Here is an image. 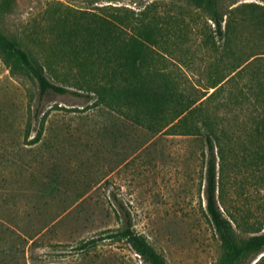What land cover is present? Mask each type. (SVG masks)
<instances>
[{
	"label": "rangeland",
	"instance_id": "rangeland-1",
	"mask_svg": "<svg viewBox=\"0 0 264 264\" xmlns=\"http://www.w3.org/2000/svg\"><path fill=\"white\" fill-rule=\"evenodd\" d=\"M243 2L264 4L238 0L234 6ZM107 4L135 10L154 5L168 14L188 9L178 0H14L0 18V31L40 58L57 13ZM186 10L200 24L206 21L201 12ZM196 23L185 30L188 40L170 43L164 63L190 84L204 78L220 55L200 41ZM80 93H50L37 108L36 83L13 74L0 57V264H146L125 240L108 238L121 229L125 214L167 264H214L221 249L206 213L202 139L163 131L150 136ZM44 114L43 134L33 143ZM217 178L220 210L237 236H249L247 223L264 221L263 166L227 153L218 159ZM262 255L237 264H255Z\"/></svg>",
	"mask_w": 264,
	"mask_h": 264
},
{
	"label": "trees",
	"instance_id": "trees-1",
	"mask_svg": "<svg viewBox=\"0 0 264 264\" xmlns=\"http://www.w3.org/2000/svg\"><path fill=\"white\" fill-rule=\"evenodd\" d=\"M101 1L115 0H93ZM178 1L188 8L186 12H201L206 21L200 24L185 10L161 12L154 5L138 10L112 4L94 10L67 7L53 17L52 37L43 57H36L17 37L2 31L0 57L13 74L36 83L37 108L50 93L81 96L82 91L94 100V106L120 114L150 136L163 131L166 135L200 137L207 155L206 213L221 249L214 264H237L264 253V221L257 227L248 222L252 234L247 237L235 234L232 222L217 203V164L228 153L241 155L264 169V4ZM13 3L0 0V18ZM195 23L200 41L212 45L220 55L204 78L190 84L187 78L168 71L165 64L170 43L181 37L188 40L185 30ZM71 87L76 90L71 91ZM222 102L223 108L217 105ZM35 112L37 117L41 113L39 109ZM46 116L41 118L42 128L33 143L43 134ZM28 134L26 130L25 137ZM125 216L121 229L108 238L125 240L146 264H167ZM16 252L24 257L22 249ZM255 264H264V255Z\"/></svg>",
	"mask_w": 264,
	"mask_h": 264
}]
</instances>
